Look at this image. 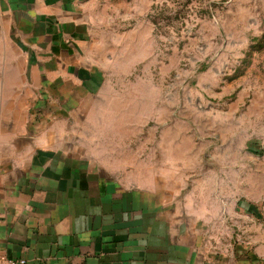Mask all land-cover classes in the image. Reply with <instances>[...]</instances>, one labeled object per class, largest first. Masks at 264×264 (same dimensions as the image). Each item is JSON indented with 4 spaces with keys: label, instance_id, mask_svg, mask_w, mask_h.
I'll use <instances>...</instances> for the list:
<instances>
[{
    "label": "crops",
    "instance_id": "obj_1",
    "mask_svg": "<svg viewBox=\"0 0 264 264\" xmlns=\"http://www.w3.org/2000/svg\"><path fill=\"white\" fill-rule=\"evenodd\" d=\"M84 2L0 0V147L8 152L0 159V258L264 264V145L235 158L231 172L205 174L202 187L186 194L174 179L132 187L80 156L68 112L92 94L99 75L84 60L91 35ZM237 3L264 43V0ZM38 90L36 110L63 115L41 131L28 123ZM55 99L56 109L45 105Z\"/></svg>",
    "mask_w": 264,
    "mask_h": 264
},
{
    "label": "rangeland",
    "instance_id": "obj_2",
    "mask_svg": "<svg viewBox=\"0 0 264 264\" xmlns=\"http://www.w3.org/2000/svg\"><path fill=\"white\" fill-rule=\"evenodd\" d=\"M84 3V60L99 75L71 109L78 117L68 112L82 158L132 187L174 179L186 194L205 174L231 172L235 158L255 155L249 149L262 152L264 43L237 0ZM35 95L28 123L41 131L63 115L45 117ZM56 101L45 105L56 109ZM7 154L0 147V159Z\"/></svg>",
    "mask_w": 264,
    "mask_h": 264
},
{
    "label": "built area",
    "instance_id": "obj_3",
    "mask_svg": "<svg viewBox=\"0 0 264 264\" xmlns=\"http://www.w3.org/2000/svg\"><path fill=\"white\" fill-rule=\"evenodd\" d=\"M0 264H26L25 260H13V259H9V260H5L0 258Z\"/></svg>",
    "mask_w": 264,
    "mask_h": 264
}]
</instances>
